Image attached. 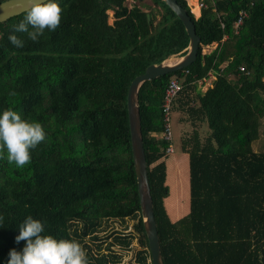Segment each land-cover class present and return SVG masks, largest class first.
Returning <instances> with one entry per match:
<instances>
[{"label": "trees", "instance_id": "trees-1", "mask_svg": "<svg viewBox=\"0 0 264 264\" xmlns=\"http://www.w3.org/2000/svg\"><path fill=\"white\" fill-rule=\"evenodd\" d=\"M125 1L57 0L63 9L60 27L46 30L39 42L16 33L25 40L23 48L12 45L8 36L26 13L0 22V111L13 108L22 118L41 123L47 133L23 168L0 159V264H7L10 249L22 250L24 241L17 243L15 237L29 215L44 222L46 233L57 239L78 240L89 264L115 263L119 255L113 247H128L135 235L141 248L134 264H151L132 164L126 92L147 65L184 55L189 36L163 0H138L131 7ZM177 1L200 38L197 56L179 70L144 81L138 90L162 260L264 264V151L252 149L264 117V0H204L198 17L185 0ZM241 10L246 15L235 33L233 22ZM211 43L216 47L203 53L202 47ZM209 74L215 78L201 91L198 84ZM170 77L181 83L171 113H179L190 127L180 138V150L188 155L189 204L184 214V162L168 166L177 180L172 179L176 186L164 213L184 215L171 224L181 245L164 249L173 239L161 236L165 219L160 218L154 191L158 178L150 173L148 153L165 152L168 146L156 134L163 129L160 104ZM168 189L159 188L161 199ZM127 219L134 220L132 229L111 233L106 250L97 242L94 252L85 242L89 236L99 239L102 222Z\"/></svg>", "mask_w": 264, "mask_h": 264}, {"label": "clouds", "instance_id": "clouds-1", "mask_svg": "<svg viewBox=\"0 0 264 264\" xmlns=\"http://www.w3.org/2000/svg\"><path fill=\"white\" fill-rule=\"evenodd\" d=\"M24 12L23 19L14 25L8 36L17 48H23L25 40L16 33L26 34L32 42H39L46 30L56 31L63 9L57 0H27ZM46 138L41 123L22 118L13 108L0 111V159L6 158L10 165L23 168L30 164L32 150ZM3 220L0 216V226ZM15 241H24V246L20 251L10 249L7 264H89L87 250L78 240L57 239L46 233L44 222L31 215L19 224Z\"/></svg>", "mask_w": 264, "mask_h": 264}, {"label": "water", "instance_id": "water-1", "mask_svg": "<svg viewBox=\"0 0 264 264\" xmlns=\"http://www.w3.org/2000/svg\"><path fill=\"white\" fill-rule=\"evenodd\" d=\"M181 20L189 36V45L186 53L174 64H166L165 59L157 64H149L144 71L136 75L130 82L126 92V114L129 130V141L133 170L136 180V189L139 202V211L142 225L147 240L149 261L151 264H164L161 256L160 241L153 213L152 197L147 173L145 152L142 144L141 123L138 106V90L140 85L147 80L160 75L179 70L192 63L196 56L199 36L196 34L195 25L187 10L177 0H163ZM27 0H2L0 1V22L24 11ZM149 16L147 15V18Z\"/></svg>", "mask_w": 264, "mask_h": 264}, {"label": "rangeland", "instance_id": "rangeland-1", "mask_svg": "<svg viewBox=\"0 0 264 264\" xmlns=\"http://www.w3.org/2000/svg\"><path fill=\"white\" fill-rule=\"evenodd\" d=\"M143 2L150 3V0H143ZM191 2L192 4H190ZM132 4H138V0H133L131 5ZM189 4L192 6V11L195 13L194 17H197L198 10L194 6L195 2L193 0H189ZM107 13H108V21L111 22L112 21V11L108 10ZM179 58L180 56H172L170 57V60L172 59L173 61H175L176 59H179ZM213 77L215 78L213 74H209L207 78H204L203 81H200L198 84L199 89L201 91L205 90L206 87L212 81ZM179 117H180V114L177 112H174L173 114L171 113V117H170V128H171V133H172L171 142H172V146L174 147L173 148L174 156L176 157L181 152L180 150L181 135L190 131V127L188 126V124L180 121ZM204 129H205V126L203 130ZM201 133L202 135L206 134L205 132H201ZM252 149L254 151H264V117L260 119L258 135L256 139L252 142ZM150 167L152 168L151 165ZM152 170L154 171V173H156L157 178L159 179V180L157 179L155 182L153 180L154 191H155L156 199H158V205L162 209V212H163V209L165 208V202L162 201L161 199L162 195H161V192L159 191V188L162 189L164 185H168L171 191V189H174L176 186V184L173 183L174 181H172V179L177 180V176L174 175V171H173L174 169L170 170V168H165L163 166L160 169L159 165H157L156 167H153ZM185 174H186V179H187L188 169L186 168H185ZM173 175H174V178L172 177ZM185 206H186V203H185ZM164 215L166 216V214ZM183 215L176 216L175 220L182 217ZM133 222L134 220L132 219H127L125 222L117 221V220L102 222V224L98 228V231L96 232L99 239L93 241L91 236H89L85 238L86 240L85 242L91 245L94 252H97L96 247L94 245L97 242H101L102 244L101 247L104 250H106L105 245L110 240L109 236L111 235V233L129 232L132 229ZM163 226L164 225H161V228ZM162 229L164 230V228ZM140 248L141 247L138 242V236L137 235L132 236L131 242L128 247H125V248L118 247V246L113 247L114 252L116 251V253L119 255V260L116 261L115 263H110V264H134L136 251L139 250Z\"/></svg>", "mask_w": 264, "mask_h": 264}, {"label": "crops", "instance_id": "crops-1", "mask_svg": "<svg viewBox=\"0 0 264 264\" xmlns=\"http://www.w3.org/2000/svg\"><path fill=\"white\" fill-rule=\"evenodd\" d=\"M199 14V13H198ZM197 14V15H198ZM216 44L215 43H211L210 47L206 48L207 52H209L210 50H212ZM214 80V77L212 78V81ZM212 81L210 82V84L208 86H210L212 84ZM207 86V87H208ZM206 87V88H207ZM204 91V90H203ZM161 133H157L156 136L160 137ZM182 162H184L185 168L188 169V155L186 153H182L180 152L177 157L174 156V149L172 152H150L148 153V166L150 169V173L154 178H157L156 173H154V171L152 170L153 167H156L157 165H159L160 169L163 167L165 168H169L170 166H177L179 164H181ZM150 165L152 166V168L150 167ZM169 166V167H168ZM185 192H186V211L185 213L188 212V178L186 179V188H185ZM169 195H170V189H169V193L166 197L162 198V201L165 202V205L167 204V201L169 200ZM159 209V207H158ZM159 211V210H158ZM164 209H163V213L162 215L160 214V218H164L165 221V226H166V231L164 232V234L162 233V238L163 239H173L171 240L169 243H167L165 245L164 249H169V248H176L178 247V245H181V242L174 238V236L176 235V230L174 229V227L171 225L175 222V217L171 218L164 216ZM168 218V219H167ZM161 229V227H160ZM162 231V230H161Z\"/></svg>", "mask_w": 264, "mask_h": 264}, {"label": "built area", "instance_id": "built-area-1", "mask_svg": "<svg viewBox=\"0 0 264 264\" xmlns=\"http://www.w3.org/2000/svg\"><path fill=\"white\" fill-rule=\"evenodd\" d=\"M185 1L189 7V10L193 13V15H195V13L192 11V6L189 4V0H185ZM132 2H133V0H126L125 4L127 7H131ZM194 2H195V6H197V8H198V13L200 14L201 8H203L205 6L204 0H194ZM199 14H198V16H199ZM245 15H246L245 11L241 10L238 12V16H237L236 20L233 22V27H234L235 33L238 32V28L242 24V20H243V17ZM220 26L223 27L224 24L221 22ZM208 47H210V44L202 47V52L203 53L207 52L206 48H208ZM239 68L241 70L243 69L242 66H240ZM180 89H181V83L178 80V78L177 77H170L167 84H166V87L164 89L163 98H162V101L160 104V108H161V112H162V128H163L160 137L168 142V146L166 147L167 152H172L173 148H174L172 146V142H171V140H172V133H171V128H170L171 106H172V102H173L175 95L177 94V92Z\"/></svg>", "mask_w": 264, "mask_h": 264}, {"label": "bare ground", "instance_id": "bare-ground-1", "mask_svg": "<svg viewBox=\"0 0 264 264\" xmlns=\"http://www.w3.org/2000/svg\"><path fill=\"white\" fill-rule=\"evenodd\" d=\"M193 1H194V0H193ZM190 4H192V2H191ZM194 6H195V4H194ZM195 8H197V6H195ZM197 10H198V8H197ZM179 60H180V58H179V59H176L175 61H173L172 59L170 60V58H169V59L166 61V64L174 65V64H176Z\"/></svg>", "mask_w": 264, "mask_h": 264}]
</instances>
